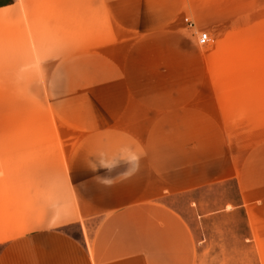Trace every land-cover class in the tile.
Listing matches in <instances>:
<instances>
[{
  "label": "crops",
  "instance_id": "crops-1",
  "mask_svg": "<svg viewBox=\"0 0 264 264\" xmlns=\"http://www.w3.org/2000/svg\"><path fill=\"white\" fill-rule=\"evenodd\" d=\"M35 1L0 6V23L8 32L32 27L24 79L38 69L28 90L39 97L50 82L59 135L0 137V264H264L259 146L248 133L246 146L229 145L221 118L199 104L192 74L159 64L158 49L174 50L166 59L174 66L191 64L176 56L189 46L169 29L184 0H85L81 13L79 0L66 10L55 3L53 16L70 17L72 35L73 18L84 16L88 43L97 44V16L105 39L56 59L49 75L47 20L33 22ZM61 27L50 26L55 45ZM64 71L72 100L63 110ZM63 123L72 136H61ZM224 179H235L241 201L202 218L201 253L191 218L171 200Z\"/></svg>",
  "mask_w": 264,
  "mask_h": 264
},
{
  "label": "rangeland",
  "instance_id": "rangeland-1",
  "mask_svg": "<svg viewBox=\"0 0 264 264\" xmlns=\"http://www.w3.org/2000/svg\"><path fill=\"white\" fill-rule=\"evenodd\" d=\"M13 2L14 0H0V6ZM18 2L22 5L24 3ZM34 3L38 7L35 6V11L31 14L33 22L38 24L44 16L47 20V75L50 74L56 59L70 61L72 54L101 47L98 46V42L105 37L103 33L97 32L99 24L97 16L96 31L94 36L92 34L91 36L98 37V42L88 43V26L84 16H79L75 20L73 18L74 26L76 24L78 26V31L73 35L70 31L72 25L70 17L53 16L52 5L57 3V10L59 7L66 10L70 0L57 2L36 0ZM78 3L81 13L86 3L85 0H79ZM84 3L85 6H82ZM183 5V9L169 25V29L177 32L180 39L189 46L183 55L176 56H188L185 61H191V64L174 66L166 60H173L167 55H174L172 53L174 50L158 49L161 70L164 71L163 65H166L167 71L172 73L192 74V85L200 89L197 95L199 104L204 105L217 118L218 116L221 118L230 138L229 145H240V148L246 146L243 144V137L247 133L253 135V139L249 135L248 141L259 146L257 156L264 163V0H184ZM22 13L27 16L25 11ZM186 18L192 21V26L187 24ZM55 25L62 28L58 34H62L63 40L61 43L57 42V45L51 38L54 37V33L49 32L50 26ZM30 29L27 26L26 32H23V28L18 27L14 32L12 30L8 32L6 23H0V58L5 62L0 65V137L59 135L58 129L55 132L57 122L54 111L56 102L53 96L55 91L53 88L50 89V82L47 83V95L39 97L30 95V92L32 94L38 90H28L30 85L35 83L34 77L38 74V69L35 75L32 74L34 77L31 80L24 79L28 76L24 74V69L29 64V61L25 62V58L28 59L30 55L32 58L35 55L34 49L23 48L24 40H33L34 34L29 31ZM201 31L209 34V41L205 45H200L197 41L198 33ZM78 32L79 39H76ZM132 38L128 35L127 40ZM177 51L175 50L176 54ZM193 62L197 64L194 65ZM70 86L71 82L64 71L63 96L59 102L63 105V110L72 100ZM71 133L63 123L61 136L70 137L73 135ZM171 201L174 207L191 218L198 248L202 253V218H205V215L208 217L215 215V211L221 212L223 209L226 212L230 211L233 205L241 200L235 179H224L179 193ZM237 210L235 216L243 218L245 209L242 207ZM207 219L212 226V218ZM242 228L243 224L240 221L239 230L242 231ZM208 231L214 232L212 229ZM72 232L77 231L73 229Z\"/></svg>",
  "mask_w": 264,
  "mask_h": 264
},
{
  "label": "built area",
  "instance_id": "built-area-1",
  "mask_svg": "<svg viewBox=\"0 0 264 264\" xmlns=\"http://www.w3.org/2000/svg\"><path fill=\"white\" fill-rule=\"evenodd\" d=\"M187 24L189 26H192V21L188 20L187 18L185 19ZM197 41L200 45H205L209 41V34L205 31H201L198 33Z\"/></svg>",
  "mask_w": 264,
  "mask_h": 264
},
{
  "label": "clouds",
  "instance_id": "clouds-1",
  "mask_svg": "<svg viewBox=\"0 0 264 264\" xmlns=\"http://www.w3.org/2000/svg\"><path fill=\"white\" fill-rule=\"evenodd\" d=\"M103 183H108V181H102Z\"/></svg>",
  "mask_w": 264,
  "mask_h": 264
}]
</instances>
